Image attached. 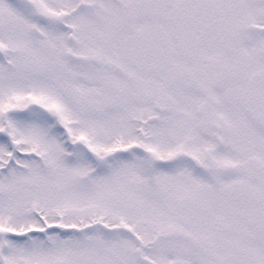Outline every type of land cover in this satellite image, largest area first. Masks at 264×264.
Listing matches in <instances>:
<instances>
[{"label": "snow or ice", "instance_id": "snow-or-ice-1", "mask_svg": "<svg viewBox=\"0 0 264 264\" xmlns=\"http://www.w3.org/2000/svg\"><path fill=\"white\" fill-rule=\"evenodd\" d=\"M0 264H264V0H0Z\"/></svg>", "mask_w": 264, "mask_h": 264}]
</instances>
